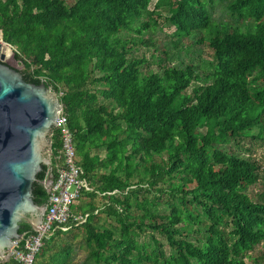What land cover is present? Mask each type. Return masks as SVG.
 I'll use <instances>...</instances> for the list:
<instances>
[{
  "label": "trees",
  "instance_id": "obj_1",
  "mask_svg": "<svg viewBox=\"0 0 264 264\" xmlns=\"http://www.w3.org/2000/svg\"><path fill=\"white\" fill-rule=\"evenodd\" d=\"M151 1L0 0V57L20 61L24 81L62 92L93 189L72 205L89 212L85 222L44 239L33 264H246L264 240V187L259 200L246 193L259 164L250 148L223 147L264 137V0ZM215 4L230 22L215 20ZM156 18L172 27L173 54L143 38ZM138 44L151 61L133 54ZM194 45L210 59H180L200 55ZM50 141L55 156L56 132ZM99 214L115 226H99ZM17 232L32 230L20 222ZM80 246L86 254L74 263Z\"/></svg>",
  "mask_w": 264,
  "mask_h": 264
},
{
  "label": "water",
  "instance_id": "obj_2",
  "mask_svg": "<svg viewBox=\"0 0 264 264\" xmlns=\"http://www.w3.org/2000/svg\"><path fill=\"white\" fill-rule=\"evenodd\" d=\"M58 108L42 81H24L0 57V259L18 239L20 222L39 231L35 225L45 204L42 178Z\"/></svg>",
  "mask_w": 264,
  "mask_h": 264
},
{
  "label": "built area",
  "instance_id": "obj_3",
  "mask_svg": "<svg viewBox=\"0 0 264 264\" xmlns=\"http://www.w3.org/2000/svg\"><path fill=\"white\" fill-rule=\"evenodd\" d=\"M47 90L53 93L59 107L49 139L52 132H56L60 146L55 156H51L50 147L47 169L42 179V186L47 196L41 220L35 225L39 231L31 228L32 232L20 233L18 239L13 241L12 246L6 251L5 258L11 257L17 264H33L44 239L56 231L66 232L80 226L89 215L88 211L72 209V205L81 198L83 192H91L93 189L88 185L83 170L76 162L72 134L59 100L62 92L54 91L51 87H47ZM117 193L118 191L113 189L97 195ZM101 207L102 205L93 209L92 214H97Z\"/></svg>",
  "mask_w": 264,
  "mask_h": 264
},
{
  "label": "rangeland",
  "instance_id": "obj_4",
  "mask_svg": "<svg viewBox=\"0 0 264 264\" xmlns=\"http://www.w3.org/2000/svg\"><path fill=\"white\" fill-rule=\"evenodd\" d=\"M66 4H70L71 2H73V0H64ZM154 0H152L149 5L148 8L151 9L152 5H153ZM222 4V3H221ZM222 5L219 4H215L212 15L215 18V20H222V21H228L230 22L231 20L229 19V17L227 16V14H225V12L222 10L221 8ZM160 12V16L163 17L164 15H166V13L163 10H159ZM156 25L157 28H155L153 31H147L146 33L143 34V38H151L156 46L158 47H162L165 48L167 50H169V54H173L174 50L172 48H170V40L173 39V36L171 35L172 32V27L169 26L167 23H165L161 18H156ZM188 39H181L182 43H186ZM2 44V42H0ZM12 49V48H11ZM191 49H197L198 52L200 53V55H198L197 53H194L191 55L190 52H188L187 55H184V51H181L180 53V59L188 61L189 59H191L193 62H198L199 58L202 59H210V52L209 50L204 47L203 45H199V46H192L190 48ZM8 48L3 45L2 47H0V54H2L3 52H7ZM13 51V50H12ZM152 53V49L150 47H146L144 45H140L138 44L134 49H133V54L137 55V56H144L148 61H151L150 58V54ZM7 62L12 66L15 67L17 69H22V64L20 61L15 60L14 58H8L6 59ZM154 60V59H152ZM176 62V58L172 57L170 61H167L166 64L169 63H175ZM149 68L152 69H156L155 64L152 62L151 65H149ZM252 134H255L254 131H252ZM224 149H229L231 151H234L236 153H240L241 155H247L246 152L244 151V149L250 148L251 150V156L258 162L259 164V178L258 180L254 183L249 185L246 188V193L248 194V196H250V198L252 200H259L258 194L263 190L264 187V137H262V139L259 138H247V139H240L239 142L237 143V145L235 146H230L225 144ZM153 194L156 195V192L154 190L151 191ZM82 201L81 199H78V202ZM75 203V204H76ZM163 207L161 205L158 206V209H162ZM97 224L101 227H111V226H115V223L113 222V220L111 218H107L105 217L103 214H99L97 216ZM75 233H77V235L80 234V229L75 230ZM141 239H145L140 237ZM139 238V239H140ZM80 239L79 236H77L72 243L74 245H76L77 241ZM164 242V241H162ZM165 246V244H164ZM264 249V240L261 241L260 243H258L257 245L254 246L253 250L250 251L248 254L250 255V258H245V262L246 264H262V261L259 259L257 260L255 263L252 261V258L255 257V255L259 252H261ZM86 254V249L83 246H80V248H78V250H76L75 252V256H74V263L75 261H79L83 258V256Z\"/></svg>",
  "mask_w": 264,
  "mask_h": 264
},
{
  "label": "bare ground",
  "instance_id": "obj_5",
  "mask_svg": "<svg viewBox=\"0 0 264 264\" xmlns=\"http://www.w3.org/2000/svg\"><path fill=\"white\" fill-rule=\"evenodd\" d=\"M0 42H2L1 38H0ZM3 45H5V43L2 42Z\"/></svg>",
  "mask_w": 264,
  "mask_h": 264
},
{
  "label": "flooded vegetation",
  "instance_id": "obj_6",
  "mask_svg": "<svg viewBox=\"0 0 264 264\" xmlns=\"http://www.w3.org/2000/svg\"><path fill=\"white\" fill-rule=\"evenodd\" d=\"M43 211H44V207H43V210H42V213H41V215L43 214Z\"/></svg>",
  "mask_w": 264,
  "mask_h": 264
}]
</instances>
